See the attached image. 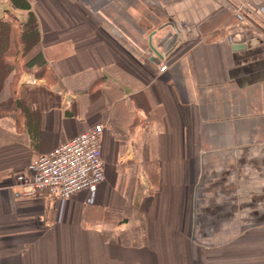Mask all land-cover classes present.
<instances>
[{"label": "crops", "instance_id": "obj_1", "mask_svg": "<svg viewBox=\"0 0 264 264\" xmlns=\"http://www.w3.org/2000/svg\"><path fill=\"white\" fill-rule=\"evenodd\" d=\"M26 1L39 31L27 51L29 11L0 0V20L17 24L0 106L20 100L0 112V264H264L245 247L262 228L235 242L236 224L264 226V0L116 1L131 27L78 22L73 0ZM166 22L175 29L157 30ZM153 30L160 53L172 48L159 63ZM45 91L55 103L44 106ZM95 124L96 191L19 196L16 172Z\"/></svg>", "mask_w": 264, "mask_h": 264}, {"label": "built area", "instance_id": "obj_2", "mask_svg": "<svg viewBox=\"0 0 264 264\" xmlns=\"http://www.w3.org/2000/svg\"><path fill=\"white\" fill-rule=\"evenodd\" d=\"M103 133L104 126L95 124L49 153L34 158L26 169L13 176L20 189L19 196L31 198L48 191L55 199L68 200L81 191H96L105 180Z\"/></svg>", "mask_w": 264, "mask_h": 264}, {"label": "rangeland", "instance_id": "obj_3", "mask_svg": "<svg viewBox=\"0 0 264 264\" xmlns=\"http://www.w3.org/2000/svg\"><path fill=\"white\" fill-rule=\"evenodd\" d=\"M118 2L119 0H73L74 4H75V19L76 20H79L78 22H81V23H86V24H90L91 27H98L97 25L99 24V19H98V16L100 17H103V18H107V23L108 25H114L116 21H118V19L120 20V16L122 18V26L123 27H131L130 26V23L131 21V18L129 15H127L124 11L127 9H123L122 12L124 13L123 15L119 14L120 16H116L115 15V2ZM145 2V0H144ZM60 5L63 6L64 8H70L71 6V2H68L67 0H60ZM128 3H132L131 0H128ZM69 5V7H68ZM71 9V8H70ZM146 9V8H145ZM144 9V11H145ZM70 11V10H69ZM145 13V12H144ZM9 21L8 23L10 24V26L14 29V27H17V24L14 22V19L12 17H9L8 18ZM111 22V23H109ZM19 27V26H18ZM20 28V27H19ZM13 34V33H12ZM11 34V35H12ZM11 41H12V37H11ZM15 46L17 45L16 44V40L14 41L13 43ZM12 44V45H13ZM15 48V47H14ZM12 47V49H14ZM16 65V64H15ZM20 67V66H19ZM21 72H18V76H17V79L15 80V86L14 88L17 87V85H19V81L22 82V77H21ZM31 85L35 83V80H32V82L30 81ZM35 85V84H34ZM39 87V86H38ZM23 91V94H25L26 96H30V97H33L35 98V90H32L30 88H24V89H21ZM17 92V90H16ZM38 98H42V95H37ZM61 97H59V100H60ZM1 104V103H0ZM12 109V108H11ZM14 110L10 111V114L13 115L14 114ZM9 112L6 113V111H3L2 112V116H6ZM1 135L4 136L3 133L0 132ZM7 136V135H6ZM7 139L8 140H13L14 137H9L7 136ZM256 179V177H254ZM206 179V178H205ZM206 182H210V177H207V181ZM244 183V182H243ZM255 182L253 181V184ZM248 184H251V181L249 180V183ZM249 186V185H247ZM259 191H255V193L257 194ZM261 196V195H260ZM262 210V209H261ZM264 210V209H263ZM261 225H254L253 223L251 224H247V225H244V224H236L235 227H236V244H239V245H242V243H239V242H243L242 240L238 239L239 236H242L244 235V233H247L248 232H252V235L255 233V231L257 230H261L262 228V231L264 230V226L260 227ZM259 227V228H258ZM137 233L141 234L142 232V224H140V226L138 227V229L135 230ZM254 232V233H253ZM261 234V233H260ZM246 235V234H245ZM249 239L246 240L247 243H245V247L248 249L250 248V253H251V256H252V260L255 259L253 262H258L259 260V252H260V248H261V252L263 253V256H264V240H260L258 237H248ZM261 246V247H260ZM238 252H236L237 254ZM255 257V258H254ZM262 257V256H261ZM262 259V258H261ZM254 264V263H253Z\"/></svg>", "mask_w": 264, "mask_h": 264}, {"label": "trees", "instance_id": "obj_4", "mask_svg": "<svg viewBox=\"0 0 264 264\" xmlns=\"http://www.w3.org/2000/svg\"><path fill=\"white\" fill-rule=\"evenodd\" d=\"M12 3H14V6L29 11L28 15V21L27 23L22 27V31L20 32L21 38L25 40L26 42V51L30 50L32 45L38 42V26H37V19L33 12H31V6L28 1L26 0H11ZM12 27L10 24L6 21L0 20V90L4 87L6 78L8 74H10L13 71V64L8 62L7 58L11 54V33ZM40 54L36 56V58L32 59L27 63V67H30L34 65L38 59H40ZM24 88H30L29 86H22V89ZM47 93V95H46ZM42 95L44 96L46 101L44 100L43 104L44 106L49 105L50 103H55V95L51 94L50 92H43ZM48 99V100H47ZM20 100L18 98H11L9 102L2 106H0V112L2 111H12L13 109L18 108V105L20 104ZM58 104H60V100L58 101ZM12 108V109H11ZM26 116L33 121L34 115L31 114L29 111L26 112Z\"/></svg>", "mask_w": 264, "mask_h": 264}, {"label": "water", "instance_id": "obj_5", "mask_svg": "<svg viewBox=\"0 0 264 264\" xmlns=\"http://www.w3.org/2000/svg\"><path fill=\"white\" fill-rule=\"evenodd\" d=\"M165 26H169V27H172L173 29H175V26L172 22H166V23H163L161 24L160 26H158V29L157 30H161L163 29ZM157 30H153L150 34H149V37H148V47H149V53H153L154 55H152L150 57V60L155 62V63H159L165 55H167L171 50H168L167 53H165L164 55L162 53H160L156 47L153 45V36L156 34ZM175 31V30H174ZM174 36L176 39L179 40V36L177 35V32L175 31L174 33ZM177 41V40H176ZM246 48V44L244 42H236L234 45H233V49L234 50H244Z\"/></svg>", "mask_w": 264, "mask_h": 264}, {"label": "flooded vegetation", "instance_id": "obj_6", "mask_svg": "<svg viewBox=\"0 0 264 264\" xmlns=\"http://www.w3.org/2000/svg\"><path fill=\"white\" fill-rule=\"evenodd\" d=\"M256 225V224H255Z\"/></svg>", "mask_w": 264, "mask_h": 264}]
</instances>
